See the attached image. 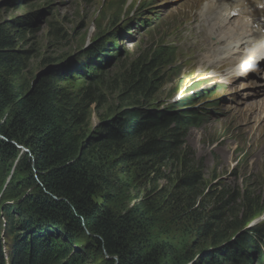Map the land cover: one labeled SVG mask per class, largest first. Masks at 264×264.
Instances as JSON below:
<instances>
[{
	"label": "rangeland",
	"instance_id": "obj_1",
	"mask_svg": "<svg viewBox=\"0 0 264 264\" xmlns=\"http://www.w3.org/2000/svg\"><path fill=\"white\" fill-rule=\"evenodd\" d=\"M210 1L0 0V24L20 21L30 12L42 11L21 20L29 24L26 29L31 40L24 48L32 49L23 70L25 94H28L40 78L49 73L38 77L43 69L66 57L69 61L62 68L63 78L88 79L90 73L83 67V62L87 61L83 54L88 53V47L100 37H107L108 45L114 44L116 29L119 27L124 32L123 27L129 23V33H123L124 38H120L122 53L113 49V62L100 69L104 73L100 85L104 102L99 107L92 103L86 110L80 156L88 146L106 136V128L119 122L110 119L128 108L119 107L123 77L129 71L133 77L156 46H171L174 49L172 63L159 70V89L146 104L167 106L186 98L188 106L200 109L202 119L189 127L179 149V161L168 162L157 172L143 171V164L134 162H127L125 172L119 167H105L111 164L109 160L115 159L113 153L109 154L106 163L105 158L101 161L104 181L96 182L94 198L125 213L142 203L143 215L150 221L147 229L154 240L173 243L174 251L167 257L173 264L186 257H194L188 264H206L207 257L216 258L214 252L208 250L225 242L216 245L212 235H201L193 211L204 199L214 203L217 194L237 192L240 199L230 205L229 212L242 225L229 231L226 242L232 240L229 244L233 243L231 247L235 246V250L225 247V257L234 261L236 254H240L249 264H264V240L258 242L253 235L249 249L237 243L253 228H264V83L252 75L255 70L238 74L234 82L226 75L229 68L240 65L237 57L217 56L216 33L211 22L207 25L202 20ZM38 15L43 20L35 25L40 20ZM141 16L142 23L136 25V18ZM263 67L261 62L257 69L262 70L259 76L263 74L264 77ZM9 118L10 110L0 115V132ZM1 142L12 144L8 154L0 150V245L4 251L23 242L34 246L36 241L50 237L61 247V257L48 264H109L112 257L99 250L97 240L87 228L75 222L66 226L55 220V210L50 214L45 208L37 207L43 188L19 169L21 161L31 156L30 149L15 140H7L0 133ZM190 172L197 177L195 188L179 191L178 185ZM34 179L38 178L34 176ZM106 182L111 185L126 182L127 189L116 188L111 194ZM47 193L49 197H56L52 192ZM26 194L30 196L25 201ZM84 196L81 193V197ZM244 199L252 203L249 208ZM251 214L255 215L245 223ZM231 222L226 221L228 226ZM225 229L224 224L217 235H225ZM74 253L77 254L75 258Z\"/></svg>",
	"mask_w": 264,
	"mask_h": 264
},
{
	"label": "trees",
	"instance_id": "obj_2",
	"mask_svg": "<svg viewBox=\"0 0 264 264\" xmlns=\"http://www.w3.org/2000/svg\"><path fill=\"white\" fill-rule=\"evenodd\" d=\"M23 19L26 18L0 24V115L10 110L8 123L4 124L0 133L7 140H15L30 149L31 156H26L18 167L43 188L37 207L45 208L50 214L51 210H55V220L66 223V226L75 222L87 228L97 240L99 250L112 257L109 264H173L167 258L174 251L173 243L165 239L159 242L154 240V235L147 229L150 221L143 215L142 203L139 202L138 207L126 213L117 212L112 205L95 200L96 182L104 181V166L111 169L119 167L125 172L127 162H134L143 164L141 169L150 173L159 171L168 162L179 161V149L189 127L202 119L200 109L192 105L188 109L189 102L183 98L168 104V112L160 115L127 112L123 119H117L119 122L114 126L108 125L111 128H106V136L88 146L80 156L84 139L81 128L86 124V110L92 103L99 107L104 102V95L100 92L104 73L92 65L88 71L94 74L93 79H64V71H50L40 78L30 93L25 94L27 86L23 70L32 49L24 48L31 40L28 39L27 25L21 21ZM142 20V16L137 17L136 25ZM173 56L171 46L160 44L142 63V67L134 72L133 77L129 71L120 84L119 107L128 106L126 109H131L147 105L159 89V70L172 63ZM6 144L0 143L1 153L10 152L9 145L12 144ZM111 153L115 159L103 166L101 161L105 158L106 163ZM34 176L38 178L37 181ZM196 179L195 174L190 172L178 185L179 191L193 190ZM126 185V182L119 185L106 182L111 194L116 188L126 190ZM47 192L56 194V197L47 196ZM81 193L85 196L81 197ZM27 196L30 195H25V201ZM240 196L237 192L230 191L228 194L224 191L217 194L214 203L206 199L201 201L199 208L193 211L199 233L212 235L216 245L226 242L229 231L240 224V220H235L229 212L230 205L236 204ZM251 204L250 200H245L247 208ZM253 215H248L245 223ZM228 220L233 221L231 226L227 225ZM224 224L225 235L218 236ZM253 235L258 242L264 240V228H253L242 235L237 243L249 249ZM231 245L233 243L215 251L216 258L207 257L206 264H249L240 254H236L234 261L225 257V247H230L234 252L235 246ZM59 249V244L50 237L36 241L34 246L23 242L16 247L5 248V251L1 244L0 264H5L7 258L10 264H48L50 260L60 259ZM76 255L74 253L73 258ZM193 261L194 257H186L175 264Z\"/></svg>",
	"mask_w": 264,
	"mask_h": 264
},
{
	"label": "bare ground",
	"instance_id": "obj_3",
	"mask_svg": "<svg viewBox=\"0 0 264 264\" xmlns=\"http://www.w3.org/2000/svg\"><path fill=\"white\" fill-rule=\"evenodd\" d=\"M248 8L264 14V1L211 0L205 6L206 13L204 10L202 20L207 25L211 22L212 30L216 33L215 40H217L219 53L215 54L219 58H225L226 56L227 58L237 57L238 59L240 67L229 68L230 71L226 73V75L232 77V82L236 80L235 76L238 74L243 75L244 72L249 74L248 71L255 70L252 75L258 81L264 83L263 74L259 76L262 70L255 68L259 62H264V34L258 32V29L264 28V22L255 26L256 17L254 18ZM233 10L238 11L239 15H244L245 18L233 14ZM205 14L210 19H206ZM223 54L225 55L223 56Z\"/></svg>",
	"mask_w": 264,
	"mask_h": 264
},
{
	"label": "water",
	"instance_id": "obj_4",
	"mask_svg": "<svg viewBox=\"0 0 264 264\" xmlns=\"http://www.w3.org/2000/svg\"><path fill=\"white\" fill-rule=\"evenodd\" d=\"M31 13H32V15H33V13L39 14V13H42V11L30 12V14H27L23 17L24 18L26 17V19H27V17L29 18L30 16H32ZM38 18H40V20H38L39 22L34 23L35 25L41 23L43 20L40 15H38ZM13 21H16V20H13ZM26 25H29V24H26ZM129 29H131L129 23H126L125 27H123L124 32H122V30L120 31L119 27H118L116 29V31H117L116 35L112 33L117 38L116 40L114 39L115 40L114 44L108 45L109 43L106 41L107 37H104V38L100 37L98 40H96V43H94L93 46L88 47V53L83 54L87 58V61L83 62V65H85L83 67L85 69H88L92 65V66H95L97 69H103V68L111 65V63L113 62L114 55H115V53H113L112 50L115 49V51H119V53H122L121 51L123 49H122V44L120 42V38H124L123 33L127 32V31L129 32ZM111 38H114V37H111ZM95 52H97V53H95ZM68 61H69V59L66 57V58L59 60L56 63H53L52 65H49L48 67L43 69L38 74V77H40L41 74H44V73H47L50 71H63L62 68L66 65V63ZM93 77H94L93 73H91L88 76V78H90V79H93ZM191 108L192 107L189 106L188 109H191ZM130 111H138V112H141L142 114H144L145 116H150L152 114L160 115V114L168 112L167 106H161V105H157V104L153 103L151 105H140V106L133 107L131 109H124V110L116 113L110 120L114 121L115 119H123L124 115ZM235 237H234V239H235ZM230 242H232V240L225 242L222 246H218L216 248H210L208 251L215 252V251L223 248L224 246H226Z\"/></svg>",
	"mask_w": 264,
	"mask_h": 264
}]
</instances>
